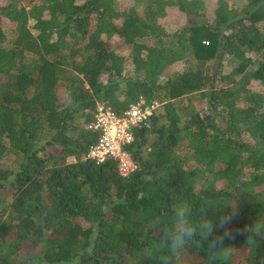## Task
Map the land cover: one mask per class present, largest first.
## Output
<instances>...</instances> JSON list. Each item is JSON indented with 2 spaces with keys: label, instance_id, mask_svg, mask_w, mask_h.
Returning <instances> with one entry per match:
<instances>
[{
  "label": "trees",
  "instance_id": "1",
  "mask_svg": "<svg viewBox=\"0 0 264 264\" xmlns=\"http://www.w3.org/2000/svg\"><path fill=\"white\" fill-rule=\"evenodd\" d=\"M140 96L136 169L86 158ZM181 203L222 243L172 264H264V0H0V264H160Z\"/></svg>",
  "mask_w": 264,
  "mask_h": 264
},
{
  "label": "built area",
  "instance_id": "2",
  "mask_svg": "<svg viewBox=\"0 0 264 264\" xmlns=\"http://www.w3.org/2000/svg\"><path fill=\"white\" fill-rule=\"evenodd\" d=\"M157 101L147 102L143 97L129 104L119 115L104 103H98L88 128L97 131L98 139L90 145L86 158L97 163L107 159L116 162L117 171L126 176L136 169V164L125 146L133 140L132 128L137 125L149 127L150 118L159 107Z\"/></svg>",
  "mask_w": 264,
  "mask_h": 264
},
{
  "label": "clouds",
  "instance_id": "3",
  "mask_svg": "<svg viewBox=\"0 0 264 264\" xmlns=\"http://www.w3.org/2000/svg\"><path fill=\"white\" fill-rule=\"evenodd\" d=\"M231 208L230 214L218 218L217 223L221 228H226L237 215L236 205ZM173 220L174 223L171 227L161 230L160 248L163 251L160 254V264H172V255H180L188 242L197 235L202 241H206L209 249L212 250L217 249L218 245L222 243V237L215 235V226L212 220L204 218L198 222L194 221L191 208L187 204L181 203L174 208Z\"/></svg>",
  "mask_w": 264,
  "mask_h": 264
},
{
  "label": "rangeland",
  "instance_id": "4",
  "mask_svg": "<svg viewBox=\"0 0 264 264\" xmlns=\"http://www.w3.org/2000/svg\"><path fill=\"white\" fill-rule=\"evenodd\" d=\"M183 23L182 16L175 13L174 11L171 12L168 16L167 20V27L168 31L174 32L177 27H179ZM68 161H74V157H70L67 159ZM22 161V155L17 153H7L3 160L1 161V166L4 168L12 169L16 168L19 163ZM19 259H23L25 256L22 252L17 256Z\"/></svg>",
  "mask_w": 264,
  "mask_h": 264
}]
</instances>
